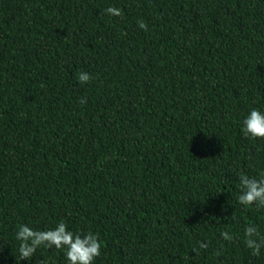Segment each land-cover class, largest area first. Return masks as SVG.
<instances>
[{
    "label": "trees",
    "instance_id": "1",
    "mask_svg": "<svg viewBox=\"0 0 264 264\" xmlns=\"http://www.w3.org/2000/svg\"><path fill=\"white\" fill-rule=\"evenodd\" d=\"M251 108L264 0H0V264L19 225L61 220L99 234L94 264H264L243 234L264 236V209L237 200L239 174L264 172ZM39 260L67 264L43 247L19 264Z\"/></svg>",
    "mask_w": 264,
    "mask_h": 264
},
{
    "label": "clouds",
    "instance_id": "2",
    "mask_svg": "<svg viewBox=\"0 0 264 264\" xmlns=\"http://www.w3.org/2000/svg\"><path fill=\"white\" fill-rule=\"evenodd\" d=\"M104 12L114 17L123 15L122 10L115 6L107 7ZM137 25L145 32L149 30L143 19L138 20ZM77 79L83 85L89 83L93 77L85 71H80L77 74ZM86 102V98L80 99L81 104ZM241 132L245 138L264 139V112L257 108H251L242 120ZM238 181V203L245 208L254 206L257 210L264 209V172L260 174L259 178L241 172ZM243 234L245 247L251 251L253 256H260L261 250L264 248V236L260 234L257 226L246 225ZM220 236L222 240L229 243L234 239L229 231H222ZM15 239L18 242V264L22 260L31 261L37 250L42 247L63 251L67 264H94L102 254V242L98 233L92 231L74 232L63 220L56 223L54 227L42 229L21 224L15 233ZM208 247L207 242L200 241L197 246L192 248V252L198 256L202 249L206 250ZM215 255L219 256L221 252L217 251ZM36 264H47V262L39 260L36 261Z\"/></svg>",
    "mask_w": 264,
    "mask_h": 264
}]
</instances>
